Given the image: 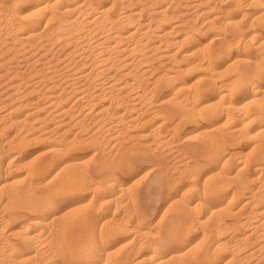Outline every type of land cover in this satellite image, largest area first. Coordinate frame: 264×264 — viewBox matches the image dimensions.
Returning <instances> with one entry per match:
<instances>
[{
	"label": "bare ground",
	"instance_id": "obj_1",
	"mask_svg": "<svg viewBox=\"0 0 264 264\" xmlns=\"http://www.w3.org/2000/svg\"><path fill=\"white\" fill-rule=\"evenodd\" d=\"M0 264H264V0H0Z\"/></svg>",
	"mask_w": 264,
	"mask_h": 264
},
{
	"label": "rangeland",
	"instance_id": "obj_2",
	"mask_svg": "<svg viewBox=\"0 0 264 264\" xmlns=\"http://www.w3.org/2000/svg\"><path fill=\"white\" fill-rule=\"evenodd\" d=\"M163 95H165V93L163 92V91H161L160 93H159V95H158V98H161ZM158 98H156V99H158ZM248 147V145H247V143L246 144H241V145H239L238 147H236V148H247ZM89 149V150H88ZM87 150H86V152H85V154L86 155H89L90 154V152H91V149L90 148H88ZM142 157V158H141ZM137 158V159H136ZM152 159V158H151ZM149 157H148V160H151ZM144 161V162H142V161ZM146 160V161H145ZM147 160V158L146 157H143V156H140V158H139V156H136L134 159H133V161H132V163H133V165L135 166V168L136 169H143V170H147V169H150L151 168V166L154 164V159H152L151 161H148ZM139 161V162H138ZM141 162V163H140ZM150 162H152V163H150ZM140 163V165H138ZM149 163V164H148ZM144 164V165H143ZM142 166V167H141ZM149 166V167H148ZM159 199H161V198H157L156 200L157 201H159ZM155 203V202H154Z\"/></svg>",
	"mask_w": 264,
	"mask_h": 264
}]
</instances>
